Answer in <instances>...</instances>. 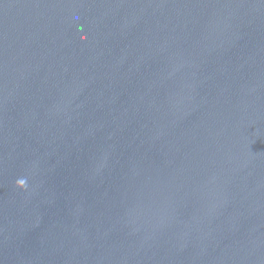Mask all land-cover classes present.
Instances as JSON below:
<instances>
[{
	"label": "water",
	"instance_id": "1",
	"mask_svg": "<svg viewBox=\"0 0 264 264\" xmlns=\"http://www.w3.org/2000/svg\"><path fill=\"white\" fill-rule=\"evenodd\" d=\"M0 264H264V0H0Z\"/></svg>",
	"mask_w": 264,
	"mask_h": 264
}]
</instances>
